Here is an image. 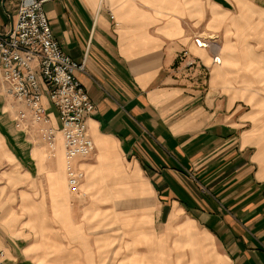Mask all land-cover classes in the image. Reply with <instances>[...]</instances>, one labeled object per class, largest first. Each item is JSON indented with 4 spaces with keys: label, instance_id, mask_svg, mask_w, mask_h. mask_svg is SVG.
Returning a JSON list of instances; mask_svg holds the SVG:
<instances>
[{
    "label": "crops",
    "instance_id": "0c3cea01",
    "mask_svg": "<svg viewBox=\"0 0 264 264\" xmlns=\"http://www.w3.org/2000/svg\"><path fill=\"white\" fill-rule=\"evenodd\" d=\"M255 1L264 11V0ZM20 2L0 0L1 35L15 21ZM98 2L43 5L62 52L85 61L77 78L95 108L87 119L95 146L117 149L150 181L160 204L158 221L186 210L211 236L223 264H264V163L242 101L230 97L226 80L206 65L208 53L191 44L196 35L182 28L180 14L165 16V0H105L104 7ZM175 4L168 10L178 12L180 2ZM184 51L200 59L209 74L180 64ZM43 95L56 122L44 90ZM7 102L14 113L15 104L0 87V182H6L0 187V264H35L19 191L7 181L21 175L35 186L42 180L44 197L52 199L49 174L61 153L64 170L62 141L58 137L49 156L40 140L31 142L15 130L13 113L3 116Z\"/></svg>",
    "mask_w": 264,
    "mask_h": 264
},
{
    "label": "rangeland",
    "instance_id": "374dc122",
    "mask_svg": "<svg viewBox=\"0 0 264 264\" xmlns=\"http://www.w3.org/2000/svg\"><path fill=\"white\" fill-rule=\"evenodd\" d=\"M175 1L165 0V16L180 14L182 28L196 35L191 44L208 53L206 65L226 80L228 95L242 101L245 123L264 163V11L255 0L225 5L177 0L179 11L171 12L168 8L176 6ZM182 63L209 74L208 67L186 51ZM5 107L3 116L12 115V103ZM40 156L44 158V151ZM80 167V195L68 191L62 153L49 174L52 199L44 197L42 180L35 186L21 175L7 181L19 191L18 206L21 218H27L24 231L30 234L35 264H223L211 236L190 221L188 211L174 212L165 223L157 220L160 204L153 186L117 149L105 151L96 145Z\"/></svg>",
    "mask_w": 264,
    "mask_h": 264
},
{
    "label": "built area",
    "instance_id": "2783aa9c",
    "mask_svg": "<svg viewBox=\"0 0 264 264\" xmlns=\"http://www.w3.org/2000/svg\"><path fill=\"white\" fill-rule=\"evenodd\" d=\"M53 1L59 0H21L9 31L0 34V87L16 106L13 125L17 132L31 142L40 140L49 156L61 138L68 191L80 195L84 179L80 162L95 150L87 131V119L95 108L77 78L85 72V61L79 63L62 52L43 12V5ZM99 4L105 6V0ZM43 90L56 122L43 104Z\"/></svg>",
    "mask_w": 264,
    "mask_h": 264
},
{
    "label": "bare ground",
    "instance_id": "6f19581e",
    "mask_svg": "<svg viewBox=\"0 0 264 264\" xmlns=\"http://www.w3.org/2000/svg\"><path fill=\"white\" fill-rule=\"evenodd\" d=\"M63 149V148H62ZM63 167H64V160H63Z\"/></svg>",
    "mask_w": 264,
    "mask_h": 264
}]
</instances>
